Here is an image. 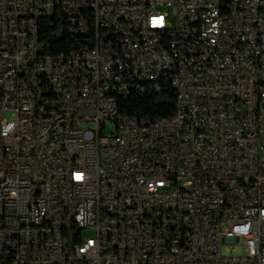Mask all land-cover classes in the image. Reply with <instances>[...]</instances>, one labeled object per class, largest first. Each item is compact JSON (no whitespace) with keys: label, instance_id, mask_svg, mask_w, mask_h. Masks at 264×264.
<instances>
[{"label":"built area","instance_id":"2783aa9c","mask_svg":"<svg viewBox=\"0 0 264 264\" xmlns=\"http://www.w3.org/2000/svg\"><path fill=\"white\" fill-rule=\"evenodd\" d=\"M57 10L70 50L36 60ZM129 86L183 95L151 130L104 100ZM11 257L264 264V0H0V264Z\"/></svg>","mask_w":264,"mask_h":264},{"label":"trees","instance_id":"16d2710c","mask_svg":"<svg viewBox=\"0 0 264 264\" xmlns=\"http://www.w3.org/2000/svg\"><path fill=\"white\" fill-rule=\"evenodd\" d=\"M70 50V34L63 14L57 10L51 17L40 22L39 53L41 55H58ZM138 93L121 97L119 109L126 115L165 117L172 115L176 109V93L167 89L164 95L154 94L137 96ZM120 99V98H119Z\"/></svg>","mask_w":264,"mask_h":264},{"label":"bare ground","instance_id":"6f19581e","mask_svg":"<svg viewBox=\"0 0 264 264\" xmlns=\"http://www.w3.org/2000/svg\"><path fill=\"white\" fill-rule=\"evenodd\" d=\"M220 5L229 6V3H233V0H219ZM10 2H18V0H10ZM60 55H67V52L60 53ZM45 55H41L36 50V60H44ZM133 93H141V86H129V89H125V96ZM176 95H183V88H175ZM124 97L123 87H113V92H104V100L113 105L114 109H119V98ZM82 123H91V116H82ZM160 124H162V117H155L151 122V130H159ZM64 149L63 141H54V150ZM61 167L71 168V156L61 155ZM2 193L4 196H11V187L2 186ZM4 211H11V202H4ZM80 244H88V236L80 234ZM29 245H36V236H29ZM92 258V250H83L81 253V260H90ZM9 264H22V259L19 257L9 258Z\"/></svg>","mask_w":264,"mask_h":264},{"label":"rangeland","instance_id":"374dc122","mask_svg":"<svg viewBox=\"0 0 264 264\" xmlns=\"http://www.w3.org/2000/svg\"><path fill=\"white\" fill-rule=\"evenodd\" d=\"M165 11H168L169 13V20H171L174 24L176 22V18L173 16V14L171 13V9L170 8H165L164 9ZM94 234V231L93 230H85L84 231V235L85 236H91ZM238 253H241V250L238 252Z\"/></svg>","mask_w":264,"mask_h":264}]
</instances>
